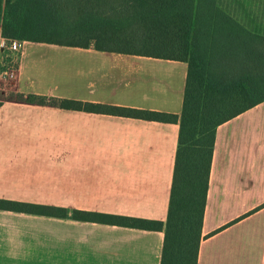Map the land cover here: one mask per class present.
Returning a JSON list of instances; mask_svg holds the SVG:
<instances>
[{"label": "crops", "instance_id": "obj_1", "mask_svg": "<svg viewBox=\"0 0 264 264\" xmlns=\"http://www.w3.org/2000/svg\"><path fill=\"white\" fill-rule=\"evenodd\" d=\"M31 1L25 11H42ZM114 6L107 15L123 26L106 33L105 46L173 40L137 27L139 11ZM5 41L0 34V58ZM18 44L8 91L181 113L185 62L97 51L93 41ZM0 102V199L68 211L0 210V264H160L163 232L77 221L71 212L164 223L178 125ZM197 264H264V102L216 130Z\"/></svg>", "mask_w": 264, "mask_h": 264}, {"label": "trees", "instance_id": "obj_2", "mask_svg": "<svg viewBox=\"0 0 264 264\" xmlns=\"http://www.w3.org/2000/svg\"><path fill=\"white\" fill-rule=\"evenodd\" d=\"M257 1L264 4V0ZM31 2L0 0L3 39L79 48H87L93 41L97 51L187 64L179 116L36 95L18 94L14 101L177 124V149L164 223L84 211H73L71 217L89 223L163 232L160 264H197L216 130L264 102V26L261 17L243 11L248 24H242L223 11L218 0H41L42 11H25ZM116 2L125 3L131 10L141 13L136 17L137 27H142L156 39L167 34L173 40L167 46L165 42H154L156 45L146 47L105 46L106 33L123 26L114 24V18L107 15L108 11L116 10ZM236 2L244 9L239 0ZM58 15L66 19L69 16L85 17V22L74 28L69 19L56 24ZM11 60L7 58L4 62L10 64ZM2 64L0 58V67ZM0 210L58 218L68 215L64 208L2 199Z\"/></svg>", "mask_w": 264, "mask_h": 264}, {"label": "rangeland", "instance_id": "obj_3", "mask_svg": "<svg viewBox=\"0 0 264 264\" xmlns=\"http://www.w3.org/2000/svg\"><path fill=\"white\" fill-rule=\"evenodd\" d=\"M245 7L244 9L241 8L236 0H218L219 5L222 7L221 9L225 12H227L230 16H232L235 20L238 22L247 25V20L245 17V14L243 11H251L254 15H259L261 17V23L264 26V16H261V13L264 12V4L260 3L257 0H239ZM107 8V7H106ZM71 14V13H70ZM258 16V17H259ZM57 21L55 23H62L64 20V23L68 20L70 23V26L73 28L78 25L79 23L85 22V17H78V16H69L67 19L62 16L58 15L57 18H55ZM12 58V57H11ZM10 80L0 79V100H14L17 98V93L8 91ZM57 82H61L58 80Z\"/></svg>", "mask_w": 264, "mask_h": 264}, {"label": "built area", "instance_id": "obj_4", "mask_svg": "<svg viewBox=\"0 0 264 264\" xmlns=\"http://www.w3.org/2000/svg\"><path fill=\"white\" fill-rule=\"evenodd\" d=\"M21 52L18 41H5L1 54L5 55L1 57V62H3V67H0V79L11 80L14 77L16 71L15 66L17 67L18 58ZM10 54V55H9ZM10 64L4 62L5 59L11 58Z\"/></svg>", "mask_w": 264, "mask_h": 264}]
</instances>
